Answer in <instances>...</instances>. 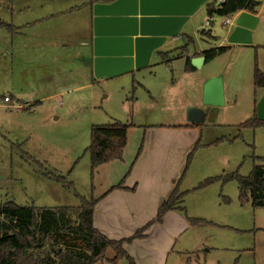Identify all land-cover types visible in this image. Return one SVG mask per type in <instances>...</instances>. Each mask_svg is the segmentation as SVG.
Here are the masks:
<instances>
[{
    "label": "rangeland",
    "instance_id": "obj_1",
    "mask_svg": "<svg viewBox=\"0 0 264 264\" xmlns=\"http://www.w3.org/2000/svg\"><path fill=\"white\" fill-rule=\"evenodd\" d=\"M86 1L34 0L57 19L48 24L49 33H38L43 25L36 24L29 37L36 45L60 48L33 49L26 65L6 62L0 54V206L9 201L35 208L78 207L112 180L105 169L97 170L96 178L91 175L86 149L94 125H130L129 151L148 130L187 123V108L202 104L204 82L218 79L223 103L205 107L203 122L194 126L199 142L179 183L180 191H187L184 213L195 221L177 239L168 264H264V207L241 202L233 179L249 176L256 166L264 171V122L251 124L263 94L254 86V75L264 73V0H255L260 23L250 45H230L225 17L213 14L207 25L202 5L146 66L113 77H96L94 72L106 68L94 71L90 51L80 45L88 38L87 16L68 10ZM208 31L211 37L203 33ZM220 46L226 49L189 70L187 57ZM9 94L16 100L4 103ZM206 180L211 181L200 186ZM114 255L108 249L97 264H110Z\"/></svg>",
    "mask_w": 264,
    "mask_h": 264
},
{
    "label": "crops",
    "instance_id": "obj_2",
    "mask_svg": "<svg viewBox=\"0 0 264 264\" xmlns=\"http://www.w3.org/2000/svg\"><path fill=\"white\" fill-rule=\"evenodd\" d=\"M94 3L98 2L87 0L85 3L79 6L77 4L68 10L72 11L77 8L87 16L86 22L88 25L85 26L87 28L85 31L88 33V38L81 39L80 45H86L84 47H87L90 51L91 67L95 58L93 51ZM206 4L204 5L206 6ZM259 7L260 5L256 8L255 13H250L259 17L260 14L257 11ZM44 11L48 12L45 13ZM56 16L57 13L50 12L49 8L45 7L42 2L38 5L35 4L34 0H0V54L4 61L10 60L12 64H18L22 61L26 65L30 64V51L33 49L48 50L50 47L55 50L59 49L58 44L44 45V43L39 42L36 45L37 39L29 37L28 32V29L34 25L41 24L43 26L38 28V33H49L48 24L56 20ZM259 20L257 25L260 23ZM206 24H212L209 17ZM7 27H12L14 30ZM64 33L68 34L67 32ZM166 40L153 52L158 50ZM225 40L226 36L221 42L222 45H226ZM251 43L229 44L238 47L248 46ZM1 50L11 52V57L15 59L8 57V54L2 53ZM203 51L205 50L201 52ZM18 52L23 56L27 55V58L16 56ZM198 57L204 56L198 54L190 56L191 60ZM27 59L28 63L25 62ZM135 69L139 70V68L133 66L124 73ZM9 95L10 103L11 99L12 101L16 100L13 94ZM200 97H202L201 94ZM40 101L42 100L35 104L40 103ZM191 124L194 123L187 121L179 127H161L148 130L140 145L136 147L132 145L129 151H126L128 148L127 137L121 158L99 165L93 172L96 178L100 175V171L97 172V170L105 169L112 177L109 187H105L100 193L95 188L96 192L91 197L97 200L93 211V225L109 240L130 239V241L123 242L122 249L134 264H168L169 258L177 245V239L187 231L191 224L190 217L188 218L184 211L178 209L169 210L163 216L161 222H155L159 206L170 196L174 188L177 186L179 192H185L180 191L179 183L185 173L188 155L194 149L197 139V131L194 126L190 127ZM118 185L120 186L116 187ZM149 223L151 224L148 225ZM143 228L145 229L141 236L133 238ZM121 259H125L130 264L126 258Z\"/></svg>",
    "mask_w": 264,
    "mask_h": 264
},
{
    "label": "trees",
    "instance_id": "obj_3",
    "mask_svg": "<svg viewBox=\"0 0 264 264\" xmlns=\"http://www.w3.org/2000/svg\"><path fill=\"white\" fill-rule=\"evenodd\" d=\"M112 1L114 0H91L104 3ZM218 1L212 0L206 4L209 18L213 14L228 17L241 11L255 13L260 5L255 0H224L221 5H218ZM7 28L14 30L12 27ZM203 33L211 37L209 31ZM225 49L226 47L220 46L198 55L207 60ZM190 60L191 58L187 57L186 65L192 70L194 67ZM254 86L264 90V73L258 70L254 75ZM260 122L264 121L258 120L255 114L251 124ZM201 123L191 126L198 127ZM128 126L130 125L115 123L94 125L91 128V140L86 149L90 158L91 175L99 165L121 158L126 145ZM198 142L199 140L195 147ZM192 152L188 155L184 172ZM233 179L238 183L241 202L250 201L255 208L264 207V171L256 166L249 176L235 175ZM209 181L211 180H206L200 186ZM186 193L187 191L179 192L176 186L159 206L155 222H161L169 210L184 211L182 202ZM96 202L97 200L90 198L84 199L78 207L35 208L7 201L0 206V264H97L105 260V253L110 248L115 252V256L110 260L111 264H117L121 258H126L130 264H134L122 249L123 242L130 239L109 240L94 227L93 211ZM191 220L195 221L190 219L191 223ZM145 228L139 230L133 238L140 237ZM75 241L79 244H75Z\"/></svg>",
    "mask_w": 264,
    "mask_h": 264
},
{
    "label": "water",
    "instance_id": "obj_4",
    "mask_svg": "<svg viewBox=\"0 0 264 264\" xmlns=\"http://www.w3.org/2000/svg\"><path fill=\"white\" fill-rule=\"evenodd\" d=\"M208 0H114L93 4L94 71L96 77H112L131 69L145 66L151 53L167 37L178 34L188 18ZM218 1V5H221ZM258 17L241 11L235 17L227 35L228 43L249 44ZM204 57L191 60L199 68ZM109 68V69H108ZM222 89L218 79H211L203 86L200 107L187 108V121L201 123L205 117L203 107L221 105ZM256 117L264 121V90L256 105Z\"/></svg>",
    "mask_w": 264,
    "mask_h": 264
},
{
    "label": "built area",
    "instance_id": "obj_5",
    "mask_svg": "<svg viewBox=\"0 0 264 264\" xmlns=\"http://www.w3.org/2000/svg\"><path fill=\"white\" fill-rule=\"evenodd\" d=\"M219 1H221L222 3L224 2V0H219ZM236 14H238V13H236ZM236 14H234L232 16L225 17L223 25H228V26L232 25V23L234 22L235 17L237 16ZM3 102L4 103H10V98L9 97H4L3 98ZM16 109L17 110H21V109H23V107L19 106V107H16Z\"/></svg>",
    "mask_w": 264,
    "mask_h": 264
}]
</instances>
